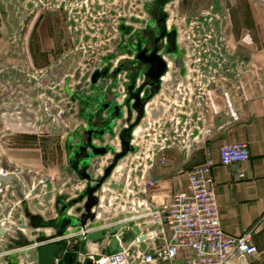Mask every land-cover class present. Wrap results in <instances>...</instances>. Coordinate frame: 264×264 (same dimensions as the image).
Instances as JSON below:
<instances>
[{
	"label": "rangeland",
	"instance_id": "rangeland-1",
	"mask_svg": "<svg viewBox=\"0 0 264 264\" xmlns=\"http://www.w3.org/2000/svg\"><path fill=\"white\" fill-rule=\"evenodd\" d=\"M141 1H146L145 11L152 17L161 15V5L168 2V22L177 25L179 46H185L188 75L185 83L179 81L170 87L171 96L160 95L164 98L161 120L147 119L142 125L144 130L135 140L137 155L131 159L133 185L149 180L144 171L146 166L153 167L161 146L184 150L190 141L196 146L202 132L210 133L208 107L230 106L227 93L220 96L225 104H217L215 94V89L239 85L240 80V61L234 59L226 42L227 10L255 4L251 0ZM141 8L140 0H0V226L11 230L20 217L26 216L22 203L29 212L40 211L49 219L54 212L45 209L50 206L47 198L59 190L74 194L80 186L67 172V133L70 124L76 126L79 119L77 100L69 97L66 86L76 83L78 75L92 69V62L102 55L112 51L122 58L115 51L120 37L118 24L122 17L139 14ZM151 30L138 31L149 44L154 42ZM121 68L132 76L134 69L127 61H122ZM175 89L183 99L177 98ZM112 94H106V101L111 103ZM98 126L93 116L87 127ZM76 131L78 137L74 139L87 146V130L77 127ZM71 150L76 151L74 145ZM161 162L165 159L160 158ZM42 217L31 218V224H44ZM24 225L22 231L28 233L29 227ZM3 240L0 238V243ZM33 255V251L24 258L19 254L16 264L19 260L26 264L25 259L31 262ZM55 262L76 264L70 252L55 255ZM246 264H264V251L258 250Z\"/></svg>",
	"mask_w": 264,
	"mask_h": 264
},
{
	"label": "water",
	"instance_id": "water-1",
	"mask_svg": "<svg viewBox=\"0 0 264 264\" xmlns=\"http://www.w3.org/2000/svg\"><path fill=\"white\" fill-rule=\"evenodd\" d=\"M145 2L140 0L141 9L144 11ZM127 7L126 3L124 8L127 10ZM145 13L148 18H153L147 11ZM144 20L139 18L138 13L120 19V37L116 42L115 51L124 52L126 43L123 37H126V34L135 31L136 35L138 31L146 29L143 27ZM152 31L155 33L154 42L161 39V47L146 49L144 43L131 45L134 54L131 58L132 67L137 64L132 76H128V71L121 68L122 63L115 65L117 56L111 51L102 55L100 60L92 62L93 68L78 75V81L71 87L66 86L69 97L77 100L76 113L79 119L76 126L70 124L67 133V172L77 182V186H80L76 187L74 194L57 189L59 191L47 198L50 206L45 209H52L54 212V216L49 219H44L40 211L29 212L26 203H22L26 216L20 217L11 230L7 228L9 226H0V238L4 239L0 243L1 261L16 264L19 254L24 258L33 251L32 261L25 259L26 264H57L55 255H64L71 248L76 254H84L89 250L90 244L97 252L106 255L121 250L118 239L122 245L127 246L134 234L139 232V228L132 221L127 223L132 227L128 230L123 229V224L126 223H122L147 210L144 206L145 193L141 186L131 183L134 174L132 160H126V166L118 175V179L117 175L115 178L112 175L121 159L137 152L138 145L132 131L139 123L147 124V103L155 96L161 95V92L162 95L171 96L170 87L177 85L179 81L185 83L188 75L185 46H179L177 43V25L172 23L167 26L166 22H163L162 31L157 27H153ZM167 59L173 65L171 71L169 70L170 79L164 84L162 77L168 71ZM108 91L113 93L111 103L105 99L106 94L110 93ZM173 92L178 99H183L179 89ZM160 95L159 101L162 103L153 105L148 113L151 120H158L164 115V98ZM172 108V105H169V109ZM93 116H96L99 126L88 128L87 125ZM77 127L87 130V146L81 145L79 139H74L78 137ZM114 140L119 151H115ZM71 145H74L75 152H72ZM106 156L105 164L101 166V160ZM141 174L142 172L140 178ZM59 185L61 184L58 183L56 187ZM103 193V204L108 206L107 208H103L101 202ZM133 200L140 202L134 204ZM35 216L42 217L40 220L45 223L31 224L30 219ZM25 223L29 227L28 233L22 231L26 227ZM47 228L51 231L46 232ZM81 230L85 231L83 237L77 235ZM139 238L143 239V236ZM98 256L95 254L94 258ZM84 263L90 264V261L77 262Z\"/></svg>",
	"mask_w": 264,
	"mask_h": 264
},
{
	"label": "crops",
	"instance_id": "crops-1",
	"mask_svg": "<svg viewBox=\"0 0 264 264\" xmlns=\"http://www.w3.org/2000/svg\"><path fill=\"white\" fill-rule=\"evenodd\" d=\"M251 2L255 4L227 10L226 42L236 56L234 59L240 61L237 70L240 80L239 85L215 89V94L219 104L224 103L221 93H227L230 106L208 107L210 133L202 132L198 144L190 141L184 150L161 146L154 156L153 167L146 166L144 177L157 181V185L146 190L145 199L159 204L186 185L187 173L195 164L211 157L216 162L212 176L222 228L231 234L254 228L253 242L261 253L264 251V1ZM235 142L246 143L249 152L247 161L238 165L244 170L241 179L235 178L233 166L218 164L220 145ZM160 158L165 162L159 163ZM69 250L76 257V252ZM18 264L24 262L19 260Z\"/></svg>",
	"mask_w": 264,
	"mask_h": 264
},
{
	"label": "built area",
	"instance_id": "built-area-1",
	"mask_svg": "<svg viewBox=\"0 0 264 264\" xmlns=\"http://www.w3.org/2000/svg\"><path fill=\"white\" fill-rule=\"evenodd\" d=\"M248 157L246 143H223L218 164L233 166L235 178L241 179L244 170L238 165ZM215 164L214 159L206 157L193 166L186 185L163 202L153 204L145 199L147 210L122 222L126 223L124 230L132 228L127 225L129 221L139 228L127 246L118 239L121 250L106 255L89 248L84 254H76V264L87 260L90 264H246L258 252L253 242L254 228L239 234L222 228L212 176ZM155 185L157 181L149 179L140 186L145 193ZM77 235L83 237L85 231ZM95 254L99 255L96 259Z\"/></svg>",
	"mask_w": 264,
	"mask_h": 264
},
{
	"label": "flooded vegetation",
	"instance_id": "flooded-vegetation-1",
	"mask_svg": "<svg viewBox=\"0 0 264 264\" xmlns=\"http://www.w3.org/2000/svg\"><path fill=\"white\" fill-rule=\"evenodd\" d=\"M168 2H164L161 7H160V12L162 13L161 15H159L158 17H153V18H148L147 14L145 13V11H141V9L139 10V18L140 19H145L144 20V23H143V27H149L151 29H153V27H157L159 31H162V28H163V22H166V25L167 26H170L171 24H168V19H169V14H168V10L166 8V6L168 5L167 4ZM143 10V9H142ZM149 13V12H148ZM163 20V21H162ZM175 24V23H174ZM151 34H153V37L155 35V33L151 30ZM135 31L131 32V34H126L127 36V39H125V44L124 45V52H119V54L122 55V58L118 57L119 55H117V58L115 60V65H119L120 63H122V61H127L130 66H132V61H131V58L134 57V54L132 52V49H131V45H136V44H143L144 43V48L146 49H149V48H157L159 49L161 47V39H159L157 42H153L152 44H149L148 41L146 39H142L140 37L139 34H136L134 35ZM154 39V38H153ZM147 41V42H146ZM137 66V64L135 65V67ZM133 67V69L135 68ZM124 69V68H122ZM126 71H129L127 70L126 68L124 69ZM42 223H45V222H42ZM11 262H5V261H1L0 259V264H10ZM17 263V262H16Z\"/></svg>",
	"mask_w": 264,
	"mask_h": 264
},
{
	"label": "bare ground",
	"instance_id": "bare-ground-1",
	"mask_svg": "<svg viewBox=\"0 0 264 264\" xmlns=\"http://www.w3.org/2000/svg\"><path fill=\"white\" fill-rule=\"evenodd\" d=\"M168 24H170V22H168ZM180 37V36H179ZM179 37H177V43H178V45L180 44V38ZM168 60V59H167ZM172 62L170 61V60H168V71H167V73L162 77V81L164 82V84L166 83V81H168L169 80V78H170V76H171V73H170V71H171V68H172ZM186 68H187V65H186ZM170 70V71H169ZM187 71H188V69H187ZM163 94V92H161V95ZM160 95V94H159ZM159 95H157V96H155L150 102H148L147 103V105H146V118H145V120H147V119H149L148 118V113H149V111H150V109L153 107V105H158L160 102H159V100H158V98H159ZM142 130H144V127L142 126V124H138V126L137 127H135L134 128V130L132 131V135H133V138H135V140L137 141V137L138 136H140V134H141V131ZM113 144L116 146V150L115 151H119V147H118V144L115 142V140H114V142H113ZM137 144V143H136ZM136 155H137V153L136 154H133V155H128V157H126V158H123V159H121L119 162H118V164H117V166H116V168H115V172L113 173V175H112V177L113 178H115V175H117V178L116 179H118V175H120V173H121V171L124 169V167L126 166V160L129 158V159H134L135 157H136ZM107 157V156H106ZM106 157L104 158V159H102L101 160V166H103L104 164H105V160H106ZM104 190H106L105 188H103ZM105 193H103L102 195H101V202H102V205H103V208H107L108 206H106V205H104L103 204V202H104V198H105V195H104ZM140 201H138V202H136V201H134L133 200V202L132 203H136V204H138ZM99 217V216H98ZM91 245L92 244H90L89 246L91 247ZM26 249H28V248H26ZM85 264V263H84ZM88 264V263H87Z\"/></svg>",
	"mask_w": 264,
	"mask_h": 264
}]
</instances>
